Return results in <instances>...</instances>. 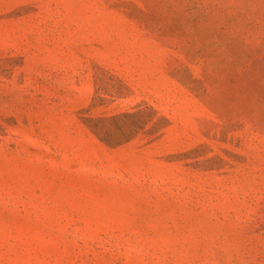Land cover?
<instances>
[{
	"label": "rangeland",
	"instance_id": "374dc122",
	"mask_svg": "<svg viewBox=\"0 0 264 264\" xmlns=\"http://www.w3.org/2000/svg\"><path fill=\"white\" fill-rule=\"evenodd\" d=\"M0 264H264V0H0Z\"/></svg>",
	"mask_w": 264,
	"mask_h": 264
}]
</instances>
